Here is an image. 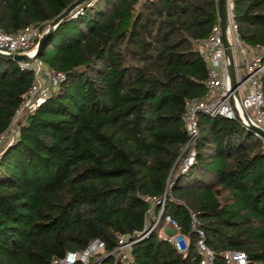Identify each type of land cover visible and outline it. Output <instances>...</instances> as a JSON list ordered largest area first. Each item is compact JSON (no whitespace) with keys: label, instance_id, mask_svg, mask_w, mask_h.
<instances>
[{"label":"trees","instance_id":"1","mask_svg":"<svg viewBox=\"0 0 264 264\" xmlns=\"http://www.w3.org/2000/svg\"><path fill=\"white\" fill-rule=\"evenodd\" d=\"M73 1L0 0V29H45ZM231 1L240 37L264 46V0ZM218 21L217 0H86L55 25L38 58L65 78L18 116L0 154V264H52L93 237L112 248L116 232L144 225V196L170 181L163 217L179 223L187 250L158 225L132 244L138 264H200L189 210L217 255L240 248L264 262L262 138L199 111L194 161L178 166L186 99L205 91L198 40ZM33 79L0 55V133ZM262 89L264 99V77Z\"/></svg>","mask_w":264,"mask_h":264},{"label":"built area","instance_id":"2","mask_svg":"<svg viewBox=\"0 0 264 264\" xmlns=\"http://www.w3.org/2000/svg\"><path fill=\"white\" fill-rule=\"evenodd\" d=\"M228 6L231 7V14L228 11L227 35L233 54L236 85L232 87L230 83L229 61L224 52L218 21L206 37L198 40V49L207 68V76L203 80L205 91L198 97L186 99L185 125L189 137L185 145L187 151L178 157L180 171H185L194 161L195 139L199 131L197 116L199 111L237 119L245 127L251 123L264 128L262 89L264 46L251 45L240 37L233 21L231 0ZM43 31L40 25L35 24L14 32L0 29V51L25 52L32 56ZM18 62L22 67L33 69L34 79L15 109L8 127L0 133V154L19 132L18 116L25 110L34 109L65 78L64 71L44 66L39 58ZM171 184L172 181L168 182L164 192L159 196H144L149 207L142 228L129 232H116V243L112 248H106L103 239L93 237L83 248L69 249L62 256L54 257L52 264H138L131 253L132 244L148 235L158 225L162 231L160 236L172 243L178 251L185 252L188 237L180 231L179 223L170 215L163 217L166 197L171 195L167 193L168 186L171 187ZM189 211L190 226L195 232L200 264H264L251 259L248 253L240 248H228L217 255L207 243L205 231L199 224L197 215L194 211Z\"/></svg>","mask_w":264,"mask_h":264},{"label":"water","instance_id":"3","mask_svg":"<svg viewBox=\"0 0 264 264\" xmlns=\"http://www.w3.org/2000/svg\"><path fill=\"white\" fill-rule=\"evenodd\" d=\"M86 0H74L71 2L64 10H62L52 21L49 22L48 26L44 29L42 34L37 40V45L35 49L34 55L30 56L29 54L25 52H12V53H4L0 51V55L10 57L14 60H32L36 59L39 56V52L42 48L43 42L47 38V36L50 34L52 29L55 27V25L61 21L64 17L72 14L74 10ZM229 0H217V11H218V20L219 25L221 28V34H222V40L224 45V52L228 58V74L230 78L231 86L234 87L236 85V75H235V68H234V60H233V54L232 49L228 40L227 35V29H228V11H229ZM247 128L251 130L253 133L258 135L264 140V128L255 125V124H248Z\"/></svg>","mask_w":264,"mask_h":264},{"label":"rangeland","instance_id":"4","mask_svg":"<svg viewBox=\"0 0 264 264\" xmlns=\"http://www.w3.org/2000/svg\"><path fill=\"white\" fill-rule=\"evenodd\" d=\"M230 10H231V7L229 6V13L231 14ZM262 140H263V139H262ZM263 142H264V140H263ZM169 190H170V186H168V190H167V193L169 192L168 194H170V191H169ZM159 227H160V226H159ZM159 233H160V235H161V234H162V231L159 230Z\"/></svg>","mask_w":264,"mask_h":264}]
</instances>
